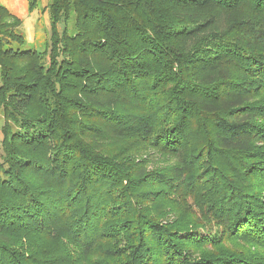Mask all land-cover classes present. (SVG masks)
Listing matches in <instances>:
<instances>
[{"label":"trees","instance_id":"trees-1","mask_svg":"<svg viewBox=\"0 0 264 264\" xmlns=\"http://www.w3.org/2000/svg\"><path fill=\"white\" fill-rule=\"evenodd\" d=\"M47 10L0 4V264H264V0Z\"/></svg>","mask_w":264,"mask_h":264},{"label":"rangeland","instance_id":"rangeland-1","mask_svg":"<svg viewBox=\"0 0 264 264\" xmlns=\"http://www.w3.org/2000/svg\"><path fill=\"white\" fill-rule=\"evenodd\" d=\"M51 0H0V4L21 21L20 32L25 37L24 50H35L42 53L46 50L49 40V15L47 7ZM67 30L73 27V16L66 24ZM63 25L59 26L61 30ZM2 121L0 119V128ZM1 139V132H0ZM149 157L153 164L160 166L172 160L155 151H150ZM79 261L74 258L75 261ZM81 262V261H80ZM76 264H80L77 262Z\"/></svg>","mask_w":264,"mask_h":264}]
</instances>
